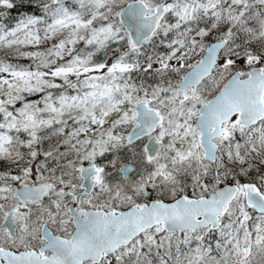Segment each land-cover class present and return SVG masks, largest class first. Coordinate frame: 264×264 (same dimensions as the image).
<instances>
[{
	"label": "snow or ice",
	"instance_id": "snow-or-ice-1",
	"mask_svg": "<svg viewBox=\"0 0 264 264\" xmlns=\"http://www.w3.org/2000/svg\"><path fill=\"white\" fill-rule=\"evenodd\" d=\"M0 264H264V0H0Z\"/></svg>",
	"mask_w": 264,
	"mask_h": 264
}]
</instances>
